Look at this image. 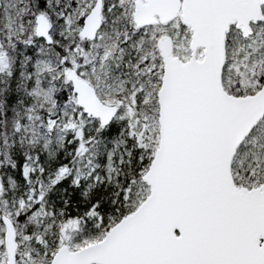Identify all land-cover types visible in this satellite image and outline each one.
Listing matches in <instances>:
<instances>
[{"label": "snow or ice", "instance_id": "obj_1", "mask_svg": "<svg viewBox=\"0 0 264 264\" xmlns=\"http://www.w3.org/2000/svg\"><path fill=\"white\" fill-rule=\"evenodd\" d=\"M0 264H264V0H0Z\"/></svg>", "mask_w": 264, "mask_h": 264}]
</instances>
